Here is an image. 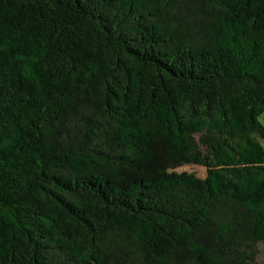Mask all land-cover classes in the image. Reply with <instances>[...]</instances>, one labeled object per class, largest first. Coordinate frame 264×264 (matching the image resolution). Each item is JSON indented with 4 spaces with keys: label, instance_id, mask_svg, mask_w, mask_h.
Returning a JSON list of instances; mask_svg holds the SVG:
<instances>
[{
    "label": "trees",
    "instance_id": "16d2710c",
    "mask_svg": "<svg viewBox=\"0 0 264 264\" xmlns=\"http://www.w3.org/2000/svg\"><path fill=\"white\" fill-rule=\"evenodd\" d=\"M263 142L264 0H0V264H264Z\"/></svg>",
    "mask_w": 264,
    "mask_h": 264
},
{
    "label": "rangeland",
    "instance_id": "374dc122",
    "mask_svg": "<svg viewBox=\"0 0 264 264\" xmlns=\"http://www.w3.org/2000/svg\"><path fill=\"white\" fill-rule=\"evenodd\" d=\"M154 145L155 161L146 164L145 167L148 172L140 174H128V178L123 183V186L128 187L138 181H143L151 178L159 179L166 175H179L184 172L194 173L198 177L202 178L206 176V170L200 166L188 165L185 163L175 164L168 162L167 143L162 141L161 139H157ZM261 250L263 254L261 255L260 260L264 261V246H261Z\"/></svg>",
    "mask_w": 264,
    "mask_h": 264
}]
</instances>
